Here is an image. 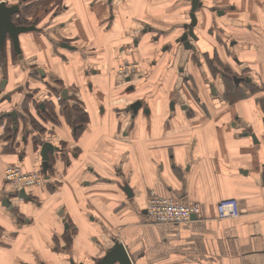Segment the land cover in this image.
Masks as SVG:
<instances>
[{
	"label": "crops",
	"instance_id": "1",
	"mask_svg": "<svg viewBox=\"0 0 264 264\" xmlns=\"http://www.w3.org/2000/svg\"><path fill=\"white\" fill-rule=\"evenodd\" d=\"M151 1L31 0L45 30L21 35L20 63L10 49L6 64L0 58V264H100L115 239L133 264H264V0H205L235 7L197 12L198 38L189 40L200 67L176 41L192 0ZM67 37L78 50L60 46ZM216 51L251 75L255 94L211 96L210 83L224 88L206 62ZM131 63L134 71H116ZM47 80L60 93L49 96ZM44 101L54 118L41 116ZM12 110L16 122L5 115ZM44 141L57 147L46 168ZM10 164L41 170L29 198L7 187ZM153 193L202 211L157 222L147 212ZM225 198L238 200L237 218L218 217Z\"/></svg>",
	"mask_w": 264,
	"mask_h": 264
},
{
	"label": "flooded vegetation",
	"instance_id": "2",
	"mask_svg": "<svg viewBox=\"0 0 264 264\" xmlns=\"http://www.w3.org/2000/svg\"><path fill=\"white\" fill-rule=\"evenodd\" d=\"M1 1H5L6 5L7 6H13V7H17V11L13 12L12 16H11V19L14 23V26L16 27H21V26H34L35 27V30H29V31H24V32H20L18 34V37H19V45H20V51H18L15 47V43H14V39L12 37V34L10 32H7L6 34V38H5V42L4 44L1 45V42H0V58L2 60V62L4 64H6V59H7V52H8V49H10V52H11V56H12V60H15V62H19L22 61L24 58H25V54H24V51L22 49V46H21V41H20V37L23 33H27V32H33V31H36V32H43L45 30V27L44 26H41L38 24V21H39V17H31V15L29 14L30 10H31V6H32V2L31 0H18V2L16 3H11V4H8L6 2V0H0ZM112 0H106L105 4L107 6L111 5ZM94 3H92L93 5ZM193 4H194V0H192V8H193ZM206 5H205V0H198L197 1V10H196V16H197V12L199 10H201L202 8H204ZM209 8L210 12L212 13V15L214 16H220V15H223L224 13H226L228 11V9H233L235 7V5H230L229 7H220L218 5H216V3H214L213 5L211 6H206ZM191 8V10H192ZM60 9V10H59ZM58 10H55L53 12V15H57L58 12H60L62 9L59 7ZM191 13V12H190ZM191 18V17H190ZM107 23L109 24V26L112 25V22L114 20V12H113V8L112 6L109 7L108 9V13L105 17ZM192 20L190 19V22ZM187 23V24H190ZM199 22V18L197 16V20L194 24V26L192 27L193 28V33L194 35H190L188 36V39L189 37L192 39V40H196L198 38V35L195 31V28H196V25L198 24ZM149 26H146L145 27V30L146 31H151L152 28L148 29ZM184 32L186 31H189V28L186 27V24L184 25ZM216 29L215 28H210L208 31H209V34L210 35H214V30ZM183 32V33H184ZM162 33V32H161ZM182 33V34H183ZM181 34V35H182ZM180 35V36H181ZM179 38V37H178ZM177 38V39H178ZM74 37H71V38H64L63 40H60L59 44L61 47H65L67 49H73V50H78L79 49V46L78 45H74L72 44L71 42L74 41ZM155 40L158 39V36H155L154 38ZM177 41V40H176ZM217 41H220V40H217ZM237 40L235 39H232L229 43L230 46H233L235 44ZM179 42V41H177ZM182 43V42H181ZM189 49H191L194 53V57L192 60H194L195 62V65L197 67H200L202 65V61L201 60H198V58H195V56H197V49L196 47L194 46V44L189 40ZM164 47L166 48H169V45H165ZM231 55L232 53L229 52ZM233 60L239 64H241V60L239 59V57H237L236 55L235 56H232ZM197 59V60H196ZM207 65L209 66V69L211 70V72L214 74V76L216 77V80H220L223 82L224 84V88L221 90L219 88V85H217L216 83H210L209 86H210V94L211 96L213 97H221L223 99L226 98H239L244 96H247V93L249 94H255L257 92V88H258V84L255 83L253 81V78L251 77L250 74L246 73L245 71H241V72H236L232 69V67L226 63L224 60H222L219 55H218V52H214L213 55L211 56H208L207 60ZM32 70L35 69V66H31ZM181 70L183 71L184 69L181 68ZM39 73L42 77L44 75V78H45V72L42 68L38 67L37 70H36V73L34 74H37ZM129 78H131V76H128ZM185 79L187 80H190L191 76H184ZM53 82H56V83H61L59 81V79L56 78H51ZM229 84L231 85L232 87L230 88L228 85ZM46 85L48 86L49 88V96L51 95H56L57 93H60V91L58 92L57 88L55 85H52L51 82L49 80L46 81ZM243 86L242 88H238V90L236 89L235 86ZM134 86H131L129 87V89H133ZM245 88H248V92H244L245 91ZM66 88H63V91L65 90ZM194 90H195V87H192L191 88V91L190 93L192 95L195 96V98H199V96H197V94H194ZM66 92V90L64 91V93ZM35 95V91L34 90H31L29 92V94H27L26 96V99H31L32 96ZM61 96H63V93L61 94ZM244 96V97H245ZM46 101H44L41 104H39V108H41L42 106V109L43 111H41V116L45 119H51V117L54 118V114L53 112H50L49 110H47V107L45 106L46 104ZM44 106V108H43Z\"/></svg>",
	"mask_w": 264,
	"mask_h": 264
},
{
	"label": "built area",
	"instance_id": "3",
	"mask_svg": "<svg viewBox=\"0 0 264 264\" xmlns=\"http://www.w3.org/2000/svg\"><path fill=\"white\" fill-rule=\"evenodd\" d=\"M4 181L9 188L18 191L22 188L39 186L44 181L41 170L26 171L22 167L10 164L5 167ZM219 218H237L241 208L236 198H225L217 203ZM202 211L198 203H185L171 196L152 194L147 204V212L157 222L178 223L190 220Z\"/></svg>",
	"mask_w": 264,
	"mask_h": 264
},
{
	"label": "water",
	"instance_id": "4",
	"mask_svg": "<svg viewBox=\"0 0 264 264\" xmlns=\"http://www.w3.org/2000/svg\"><path fill=\"white\" fill-rule=\"evenodd\" d=\"M197 1L198 0H194L193 8L190 13V17L192 21L190 22V24H186V27L189 28V31L184 32L177 39V41L182 42L188 48L190 47L188 36L194 35L192 27L194 26L197 20V16H196ZM15 11H17V7L7 6L5 1L0 2V42H1V45L4 44L7 32H10L14 39L16 49L20 51L18 34L24 31L35 30V27L34 26L33 27L32 26H25V27L24 26H21V27L14 26L11 16L13 12ZM17 114H18L17 110H12V111L5 113L6 116H12V119L14 120V122H16L17 120ZM255 137H256L255 134H253V138ZM55 148L57 147H55L54 144L50 141H44L42 143L40 151H41V155L44 161L43 165L45 166V168L49 165L47 162L49 160V152L53 153L54 150H56ZM126 190H129V188H126ZM25 191L26 190L22 188L18 191H14L15 193H13V195H17L19 197H24V198H29V196L26 194ZM10 203L11 202L7 197L3 199L4 205H9ZM100 264H133V262L124 244L118 239H115L112 248L109 250V252L105 256V258L101 261Z\"/></svg>",
	"mask_w": 264,
	"mask_h": 264
},
{
	"label": "rangeland",
	"instance_id": "5",
	"mask_svg": "<svg viewBox=\"0 0 264 264\" xmlns=\"http://www.w3.org/2000/svg\"><path fill=\"white\" fill-rule=\"evenodd\" d=\"M147 2H148V3H153L154 1L147 0ZM107 13H108V11L105 12V14H107ZM40 14H43V11H42ZM123 67H124V66H123ZM125 67H126V69H124V70H121V69H122V68H121L120 70H116V71L119 72L120 74L126 72L127 69H129L130 71H134V69L137 67V64H134V63L132 64V63H131L130 65H129V64L125 65ZM117 69H119V68H117ZM262 84H264V83H262ZM7 187H8V186H7ZM8 188H9V187H8Z\"/></svg>",
	"mask_w": 264,
	"mask_h": 264
},
{
	"label": "bare ground",
	"instance_id": "6",
	"mask_svg": "<svg viewBox=\"0 0 264 264\" xmlns=\"http://www.w3.org/2000/svg\"><path fill=\"white\" fill-rule=\"evenodd\" d=\"M124 69H126V68H123V69H121V70H124ZM177 199V198H176Z\"/></svg>",
	"mask_w": 264,
	"mask_h": 264
}]
</instances>
